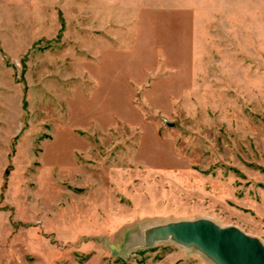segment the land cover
<instances>
[{
    "label": "rangeland",
    "instance_id": "1",
    "mask_svg": "<svg viewBox=\"0 0 264 264\" xmlns=\"http://www.w3.org/2000/svg\"><path fill=\"white\" fill-rule=\"evenodd\" d=\"M264 244V0H0V264H215L145 232Z\"/></svg>",
    "mask_w": 264,
    "mask_h": 264
},
{
    "label": "water",
    "instance_id": "2",
    "mask_svg": "<svg viewBox=\"0 0 264 264\" xmlns=\"http://www.w3.org/2000/svg\"><path fill=\"white\" fill-rule=\"evenodd\" d=\"M171 239L185 247H194L215 264H264V244L236 226H218L205 218L176 220L153 226L145 240Z\"/></svg>",
    "mask_w": 264,
    "mask_h": 264
}]
</instances>
